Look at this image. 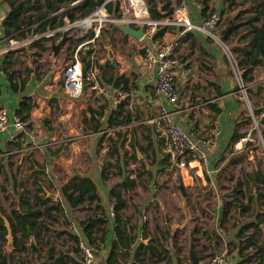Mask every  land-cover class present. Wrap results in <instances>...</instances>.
I'll use <instances>...</instances> for the list:
<instances>
[{
    "label": "crops",
    "instance_id": "crops-1",
    "mask_svg": "<svg viewBox=\"0 0 264 264\" xmlns=\"http://www.w3.org/2000/svg\"><path fill=\"white\" fill-rule=\"evenodd\" d=\"M236 1L241 7L233 6L229 9L227 0H181L187 4L188 14L193 23L202 25L205 21L206 17L201 12L203 3L212 10V13H220L222 21L218 29L214 30L210 25H206L205 31L189 30L181 35L180 28L165 26L158 31H164L162 35L157 38L155 36L152 43L125 34L119 26H105L97 41L98 46L100 48L102 46L104 57L98 59L95 67L104 92L96 93L88 83L83 94L73 98L64 90L62 70L72 57L74 49L88 36L80 37L78 41L69 39L62 45L58 54L51 48L52 35L48 37L46 33L53 32L57 43L64 33L63 26L55 25L52 28L48 26L47 31L41 34L48 38L45 44L46 51L40 50L41 42L32 44L33 41H29L35 37L40 38V35L22 40L24 44L20 46H15L12 40L8 44L3 34L2 23L10 10L9 0H0V106L9 111L13 123L17 110L25 99L30 98L34 104L29 119L28 135L18 136L13 140L12 136L15 133L13 125L5 132H0V181L5 184L0 192V223L5 225V218L9 221L13 209L27 210L22 204L23 197L29 198L34 205L36 194L51 198L49 205L61 202L63 215L67 219L65 222L61 220L62 217L60 222L56 218L54 222L52 219L46 220L45 224H53L48 234L29 230L27 251L23 253L22 258L17 256L13 264H49L61 253L66 255V260L71 261L75 258V248L60 247L57 235L66 230L86 240L80 222L88 218L105 220L103 227H107L106 243L98 248L99 259L95 264H106L116 237L114 217L111 215V209L114 207L113 190L119 191L125 202L121 216L123 223L127 221L132 244L130 258H133V264H188L189 261H192V264L197 263L194 255L196 239L199 240L200 237L196 232V228L199 227V225L196 227V223H200L201 218L195 211V203H201V198L195 197L193 190L200 188L204 193L208 192V195L213 193L216 196L215 180L217 176L218 178L222 176L219 175L221 170L217 166L221 159H224L226 152L234 146L231 145V141L235 132L249 136L251 125L227 50L236 54L225 39L231 41V46L236 45L237 38L234 41V37L242 30L238 27L242 20L247 16H254L253 23L260 26L264 22V17H257L255 12L240 14L242 8L251 4V0ZM172 2L175 8L176 1ZM40 3L42 5L40 11H48L45 0H41ZM64 8L51 16L56 15L59 20ZM30 14L39 15L36 10L29 12L28 15ZM50 20L44 18L36 27ZM67 20L69 19L65 18V25ZM211 33H214L215 37ZM177 36H181L182 39L178 53L179 64L174 69L180 101L172 105L156 96L154 85L157 69L155 66L152 69L145 67L144 53L146 47L153 45L160 47ZM109 46L112 49V58L109 57L107 49ZM120 46L131 47V54L136 62L133 63V69L129 66L132 57L128 60L124 52L119 50ZM9 47H13L10 49L14 51L11 55L6 53V48ZM67 51L71 52V55L62 63L61 57ZM88 52V50L84 52V66L89 58ZM47 58L54 64H49L47 69H43L39 63ZM12 71L19 75L18 80L14 82L9 76ZM241 73L246 83L257 85L251 87L249 91L253 95L254 112L260 114L264 110V64L257 66L249 64L244 66ZM119 77L129 80L127 86L119 85ZM20 80L24 82L23 85L18 83ZM119 103L123 104V109L132 121L124 126L107 127ZM89 107L97 112L102 124L97 132L92 129L96 121L91 122ZM162 108L171 112L174 119L196 140H202L216 127L221 129L218 142L208 151L209 159L204 168H198L191 162L188 168L183 169L178 166L177 160L171 157L169 166L161 170L162 160L168 153L164 150V139L160 137L153 120ZM121 119L122 117L119 118ZM244 121L247 124H243ZM120 129L127 133L125 150L129 151L128 155L122 151L120 153L114 151L115 145L109 144L107 140L109 137L117 140ZM133 131L142 147V152L138 151L139 161L131 158L130 141ZM103 136L104 143L100 144ZM53 141L59 142H54L50 146L45 145ZM32 144L37 147L27 149ZM135 147L138 148L137 143ZM141 160H144L145 165ZM33 161H36L38 166L34 165ZM129 172L130 179L136 180L131 190L123 185ZM139 173H143L141 178L137 177ZM73 178L91 179L97 185L99 203L95 200L91 204L71 208L61 194V187ZM39 179L43 183H35V180ZM178 179L179 183L175 184ZM181 185L184 186V191ZM47 192L54 197H48ZM98 205L104 209H97ZM224 207L225 205L223 209ZM204 209L207 212L206 207ZM53 213L57 215L56 211ZM67 221L70 222L69 226ZM76 223L80 225L79 229L75 226ZM181 226L184 227L180 228ZM99 227V225L94 227L96 232L91 233L92 236L102 235L99 230L97 231ZM32 241L35 242L36 248H31ZM7 244L6 242L2 249L9 254L13 249ZM73 244L74 240L69 239L68 245ZM48 249L53 250V259L47 257ZM105 255L106 260L103 258ZM187 255L191 258L188 259ZM231 257L232 262L236 264V256Z\"/></svg>",
    "mask_w": 264,
    "mask_h": 264
},
{
    "label": "trees",
    "instance_id": "trees-1",
    "mask_svg": "<svg viewBox=\"0 0 264 264\" xmlns=\"http://www.w3.org/2000/svg\"><path fill=\"white\" fill-rule=\"evenodd\" d=\"M75 0H45V5L48 11L41 12L40 9L42 7L41 0H9L10 10L8 12L7 17L2 23L3 34L6 38L8 44H10L11 40L22 41L29 37H34V35H40V38H37L32 44H36L37 42H41L39 45L40 50L46 51L45 44L48 41V38L41 35L47 31L48 26L51 28L55 25L65 26V18H68L71 22L76 20L83 19L89 15H91L98 7L101 5H105L109 15L116 16L119 14V4L117 1H108V0H82L77 6L71 7V3ZM108 1V2H107ZM176 4L181 2V0H175ZM149 6V13L153 19H164L170 18L174 12V3L172 0H147ZM228 8H232L233 6L241 7L239 2L236 0H227ZM62 7H65L62 12L61 18L58 20L56 15L51 16L53 13L59 11ZM37 11L39 15H28L31 11ZM204 17H208L212 10H209L208 6L203 3V7L201 10ZM243 12H255L257 17H264V0H251V4L242 8L240 14ZM239 14V15H240ZM44 18H50V21H44L36 25L43 20ZM254 16H247L242 20V23L238 25V27L242 28L241 32L235 35L234 41L237 38L236 45H230V40L225 39L227 45L230 49L236 54L238 62L241 66V69H244L249 64L252 66H257L264 64V22L262 25L258 26L253 23ZM57 21V23H56ZM237 28V26H236ZM164 31L158 32L156 34V38L162 35ZM89 39L93 37V33L88 35ZM114 39L112 40V42ZM76 45V44H75ZM7 55H11L14 51L9 50L6 52ZM86 56V55H85ZM92 65L91 60L86 61V66L90 67ZM93 65L97 66V60L93 62ZM10 79L18 80V73L12 71L9 73ZM119 85L122 87V84L127 86L128 79L124 77H119ZM251 80V79H250ZM18 83L21 85L24 84L22 80ZM15 87L16 84H15ZM126 88V87H125ZM34 108V104L32 103L30 98L25 99L20 108L17 110V117L22 121L28 123L31 117V112ZM89 111L91 112V122L93 123L92 129L94 131H99L102 127L100 120L98 118L97 112L89 107ZM122 117L121 120L119 118ZM132 121L131 117L127 115L126 111L123 109V104L119 103L117 109L113 111V115L107 124V127L115 128L119 126H124L125 124H129ZM243 124H247L246 121ZM264 125V123H263ZM264 135V131H263ZM22 136V135H18ZM17 136V137H18ZM105 136V135H104ZM104 136L102 137L101 143H104ZM118 139L114 140L112 137H109L107 140L109 144L115 145L114 151L119 152L122 151L123 154L128 155L129 151L125 150V143L127 142V133L120 129L117 133ZM16 137V138H17ZM245 135L239 133L238 131L232 137L231 145L239 142ZM135 143H137L138 148L135 147ZM103 146V145H102ZM110 146V145H109ZM130 146L132 148L131 158L134 161H139L138 151L142 152V147L136 140L135 132H132V139L130 141ZM252 144L248 143L246 145V149L250 148ZM171 159L170 154H166L162 160V169L166 166H169L168 162ZM144 164V160H141ZM33 164L38 166L36 161H33ZM143 173H139L137 175L138 178L142 177ZM130 172L127 173V179L124 182V187L126 189L131 190L136 180L130 179ZM243 177L248 182H255L258 186L257 189L260 190L261 187H264V175L260 169H256L253 173L243 172ZM35 183H43L41 179L35 180ZM24 184V181H23ZM242 181L239 180L238 183L234 186L233 190L234 198L238 200L237 194L241 191ZM41 191V190H40ZM61 194L63 198L66 200V203L71 208H77L85 205L86 203H92L97 200L99 203L100 195L98 192L97 185L89 178H73L68 182L62 185ZM112 195L114 197V229L116 237L113 240V244L111 247L110 256L107 259L106 264H121L120 257H129L131 252V239L130 234L127 229V221L123 223L121 210L125 206V202L122 198V195L119 191L113 190ZM258 200L260 201L264 198V192L259 191L257 193ZM51 198H46L44 196L35 195V203L31 204L29 198L23 197L22 204L26 207V211H19L16 209L12 210V216L9 217L10 224L14 233V249L9 254L5 252L2 248L7 242V228L4 223H0V264H13L14 260H16L17 256L23 257V253L27 251V239L29 238V230L33 232H44L48 234L50 231V227L53 226L52 223L45 224L46 220L52 219L54 222L55 218L58 222H60V212L63 211L62 203H53L51 205L48 202H51ZM44 206L43 208L41 206ZM231 207V203L225 204L223 209V216L226 215L228 209ZM104 209V207L98 205L97 209ZM245 208L242 204L237 205V210L240 213L245 211ZM1 210V208H0ZM53 211L57 212V215L53 213ZM14 219V220H13ZM105 223L104 219H91L88 218L85 221H81L80 225L84 228L83 232L87 239H80L79 235H75L70 233V238L74 240V242L80 243L84 242L87 246L95 245L99 248L103 244L106 243V231L107 227H103ZM264 224V209L260 206H256L254 211V219L252 222L247 223L245 226H241L238 231L236 237L238 241L236 242L233 252L234 256L237 258L236 264H264V242L262 244H257L253 235L246 233L249 226H254L256 231L259 232V228ZM99 225L97 231L102 233L101 236H92L91 233L96 232L94 227ZM35 230V231H34ZM250 248V249H249ZM152 250V249H151ZM74 251H76L74 249ZM120 251L124 253H120ZM37 253V251H35ZM47 257L53 259V250L48 249ZM21 259L18 261L20 262ZM44 264V263H38ZM49 264H80L76 261L75 258L71 259V261L66 260V255L61 253L56 259L53 260V263ZM133 264V262H132Z\"/></svg>",
    "mask_w": 264,
    "mask_h": 264
},
{
    "label": "built area",
    "instance_id": "built-area-1",
    "mask_svg": "<svg viewBox=\"0 0 264 264\" xmlns=\"http://www.w3.org/2000/svg\"><path fill=\"white\" fill-rule=\"evenodd\" d=\"M82 0H75L71 3V7L77 6ZM111 1V0H108ZM107 1V2H108ZM119 4V14L116 16L109 15L106 6L101 5L91 15L71 22L67 20L63 31L67 32L74 38L87 37L93 33V37L85 39L78 47L74 49V53L70 60L65 64L63 69L64 90L67 95L73 98L81 96L88 83L96 93H103L104 87L99 79L93 62L98 60L99 47L97 41L102 33V30L107 25H131L135 28L143 27V40L147 42L154 41L158 31L165 26H175L181 29V35L189 30H203L205 26L210 25L214 30H217L222 16L220 13H212L205 18L202 25L193 23L188 14V7L185 2H179L174 8L172 17L164 19H153L149 13V6L147 0H113ZM215 37L214 33H211ZM53 35V32L46 33V36ZM38 37L32 38L29 41H34ZM73 38V40H74ZM15 46L23 45V41L12 40ZM181 36H177L171 41L163 44L160 47L149 46L146 47L144 53V65L147 69H152L154 66L157 69V77L154 85V91L158 98L165 99L172 105H176L180 101V91L175 75V67L179 64L178 53L181 48ZM13 46V47H15ZM6 48V52L11 48ZM88 50L87 60L92 61L90 67L84 66L82 54ZM227 55L232 64V69L236 74L239 92L242 97L246 98L249 107V116L255 129L260 130V126L264 123V110L260 114H256L252 109L251 103L248 100L247 93L255 83L249 85L245 82L241 73V66L236 55L227 50ZM153 123L160 135L164 139V150L166 153L177 160L178 166L186 169L189 163H195L198 168H204L209 159V149L218 142L221 129L218 127L211 130V132L202 140H196L189 131H187L180 123H178L171 112L162 108L158 115L154 118ZM14 126L15 133L12 139L15 140L18 135H28V123L22 121L17 116L12 123L9 111L0 106V132H5ZM248 137V136H247ZM58 143L53 141L46 143L50 146ZM61 142V141H60ZM37 146L32 144L27 149H34ZM133 177V176H132ZM111 215L114 217V207L111 209ZM80 250L84 255V264H95V256L92 249L84 242H80ZM211 264H225V252L216 254L212 258Z\"/></svg>",
    "mask_w": 264,
    "mask_h": 264
},
{
    "label": "rangeland",
    "instance_id": "rangeland-1",
    "mask_svg": "<svg viewBox=\"0 0 264 264\" xmlns=\"http://www.w3.org/2000/svg\"><path fill=\"white\" fill-rule=\"evenodd\" d=\"M101 48L99 47V56L97 59L104 57L102 55ZM119 50L124 52L128 60L130 59L129 57H132L129 62V66H131L133 69V63L136 62L135 60H133V55L131 54V47L120 46ZM70 55L71 52L67 51L64 55L65 57H61L62 63H64V59L68 60ZM82 56H84V53L82 54ZM49 64H54V62H49L47 58L40 62L39 66H41V68L43 69H47ZM252 96V93L248 91V100L252 105V109L255 110L254 102L252 101ZM243 98L246 104L248 117L250 118V112L248 104L246 102V98ZM263 131L264 125H261L260 130H257L254 128L251 122V125L249 127V136H245L244 139L235 143L234 146H232V148H230L226 152L225 156L223 157L224 159H221L219 165L217 166V168L221 170V172H219V175L222 174V176H220L219 178L217 176L215 180L217 193L216 196H214L213 193L211 195H208V192L204 193L200 188L193 190V192L195 193V197L201 198V203L196 202V198L194 199V202H196L195 211L199 214V217L201 218L200 223H196V227L197 225H199V227H197L198 229L196 228V232L200 237L199 240L196 239V253L194 255V259L197 260L196 264H211L213 256L223 252H225V264H234L232 262L231 256L234 255L233 249L236 242L238 241L236 237L238 231L240 230L241 226H245L247 225V223L253 221L256 206L261 205V207L264 209V198L259 201L257 197V193L259 191L264 192V187L262 186L261 189L258 190V186L255 182H248L243 177L244 171L247 173H253L256 169H260L264 175ZM67 142H69V140ZM248 143L252 144V146L246 149V145ZM212 177H215L214 174H212ZM22 179H24V177H22ZM239 180L242 181V185L240 193L237 194L238 200H236L234 198L235 196L233 193L235 192V189L233 190V188ZM178 183L179 179L175 182V184ZM4 185L5 184L0 181V192L2 190V186ZM206 200L208 202H206ZM228 203H231V207L228 209L226 215L223 216V212L221 211L223 209V206ZM240 204L247 208L243 213H240L237 210V205ZM204 207H206L207 212H205ZM59 214L60 217L63 218L61 220L65 222V220L67 219L64 217L63 212L61 211ZM66 223L67 226H69L70 222L67 221ZM75 226H77L78 229L80 228V225L77 223ZM193 227H195V225ZM259 230L260 231L257 232L254 226H249L248 230H246V233L253 235V239L257 244H262L264 242V224L261 225ZM70 235V232L66 230H64L63 232H59L57 235L58 244L60 245V247H65V249H69V247L75 248L76 251L74 252L76 261L80 264H84V255L80 250V243L74 242L73 245H68V240L71 239ZM88 247L92 249V252L95 256V263L98 262V247L96 246V244ZM46 249L47 247L45 248V250ZM187 256L188 259L191 258V256ZM103 258H105L106 260V255ZM120 260L121 264H132L133 262V258L131 259L130 255L129 257L121 256ZM188 264H192V261H189Z\"/></svg>",
    "mask_w": 264,
    "mask_h": 264
},
{
    "label": "water",
    "instance_id": "water-1",
    "mask_svg": "<svg viewBox=\"0 0 264 264\" xmlns=\"http://www.w3.org/2000/svg\"><path fill=\"white\" fill-rule=\"evenodd\" d=\"M245 0H242V2H244ZM119 28L127 35H131L133 37H135L138 40H141L143 38L144 35V28L143 27H139V28H135L131 25H119ZM51 40L53 41V44L51 45V48L55 51L56 54L59 53V51L61 50L62 45L67 42L69 39H73L74 37L70 36L66 31L63 33L62 38L56 43V36L52 35ZM74 40L78 41L79 38H74ZM108 51H109V57L112 58L113 57V53H112V49L111 47H107ZM140 155V154H139ZM182 190L184 191V186L181 185ZM47 196L48 197H54L53 194L47 192ZM186 223H187V219H186ZM5 226L7 228V246L11 249H14V233H13V229L12 226L10 224V222L5 218ZM184 226H181L180 228H183ZM31 248H36V244L34 241L31 242ZM195 260V259H194ZM196 262V260H195Z\"/></svg>",
    "mask_w": 264,
    "mask_h": 264
}]
</instances>
